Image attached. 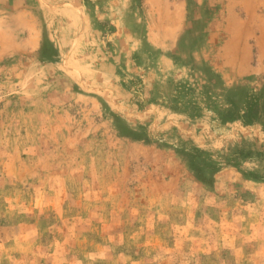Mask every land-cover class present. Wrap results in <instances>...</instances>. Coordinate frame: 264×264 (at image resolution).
Masks as SVG:
<instances>
[{
    "label": "rangeland",
    "instance_id": "obj_1",
    "mask_svg": "<svg viewBox=\"0 0 264 264\" xmlns=\"http://www.w3.org/2000/svg\"><path fill=\"white\" fill-rule=\"evenodd\" d=\"M0 264H264V0H0Z\"/></svg>",
    "mask_w": 264,
    "mask_h": 264
}]
</instances>
